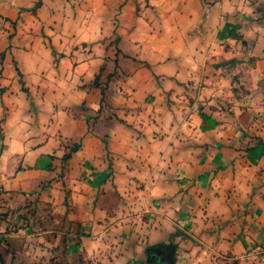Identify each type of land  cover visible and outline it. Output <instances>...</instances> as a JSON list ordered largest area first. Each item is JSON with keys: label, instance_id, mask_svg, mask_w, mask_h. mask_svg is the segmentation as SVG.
I'll return each mask as SVG.
<instances>
[{"label": "crops", "instance_id": "crops-1", "mask_svg": "<svg viewBox=\"0 0 264 264\" xmlns=\"http://www.w3.org/2000/svg\"><path fill=\"white\" fill-rule=\"evenodd\" d=\"M0 264H264V0H0Z\"/></svg>", "mask_w": 264, "mask_h": 264}]
</instances>
